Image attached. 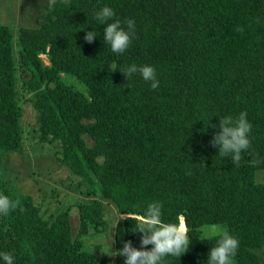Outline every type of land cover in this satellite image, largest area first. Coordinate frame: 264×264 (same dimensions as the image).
I'll return each mask as SVG.
<instances>
[{
  "label": "trees",
  "instance_id": "trees-1",
  "mask_svg": "<svg viewBox=\"0 0 264 264\" xmlns=\"http://www.w3.org/2000/svg\"><path fill=\"white\" fill-rule=\"evenodd\" d=\"M49 3L35 27L14 33L0 24V194L18 202L0 216V253L14 264H99L106 252L86 242L105 238L110 206L135 217L114 227L112 255L125 264L116 252L129 240L141 247L135 230L158 202L162 221H183L191 239L187 253L165 264H207L224 232L240 241L235 264H264V0ZM104 6L116 13L109 22H136L123 54L103 40L95 13ZM133 64L154 66L159 87L139 72L127 80L121 70ZM23 99L36 112V144L55 148L83 197L77 224L73 205L54 212L47 194L36 201L19 193L2 172L5 155L23 148ZM241 112L253 127L236 167L211 141L220 118Z\"/></svg>",
  "mask_w": 264,
  "mask_h": 264
},
{
  "label": "clouds",
  "instance_id": "clouds-1",
  "mask_svg": "<svg viewBox=\"0 0 264 264\" xmlns=\"http://www.w3.org/2000/svg\"><path fill=\"white\" fill-rule=\"evenodd\" d=\"M56 0H50L49 6H53ZM116 15L109 6H104L95 13V19L104 27L103 40L110 44L112 52L123 54L132 44L136 30V22L133 19L125 21L127 28L121 26L120 20L109 22ZM96 35L88 31L84 40L92 43ZM127 80L133 74L139 72L144 81L151 82L153 90L159 87L160 81L154 66L144 65L138 67L133 64L125 70H121ZM252 124L247 119V113L241 112L236 118L227 116L219 119V129L211 141L213 146H219L221 157H230L236 167L240 166L243 159L242 153L251 148L250 133ZM250 165L255 166L259 160L252 159ZM18 207V202L11 200L7 195L0 194V216H7ZM123 219L135 217L125 215ZM143 233L141 247L133 246L131 240L124 244L115 255L125 257V264H165L168 256L180 258L189 251L191 239L189 230L183 221L178 224L164 223L162 221V205L158 202L150 203L140 221V226L135 230ZM148 245H152L149 250ZM240 246V241L224 232L215 246L209 252L207 264H235V257ZM0 259L4 264H14V256L9 252L0 253Z\"/></svg>",
  "mask_w": 264,
  "mask_h": 264
},
{
  "label": "rangeland",
  "instance_id": "rangeland-1",
  "mask_svg": "<svg viewBox=\"0 0 264 264\" xmlns=\"http://www.w3.org/2000/svg\"><path fill=\"white\" fill-rule=\"evenodd\" d=\"M48 2L50 0H0V24L10 26L14 33L21 26L35 27L37 26V16L43 11ZM41 57L45 63L49 62L46 55H41ZM78 86L82 88L80 83H78ZM22 105L24 108L23 148L21 151L5 155L2 172L11 180V186L14 190L19 193L32 195L36 201H42V195L47 194L49 196L48 200L53 199L54 201V203H51L54 212L73 205L72 221L77 224L78 213L75 204L77 201H81L83 197L71 189L68 180L69 169L59 161L54 151L55 148L49 144H36L31 133L36 120V112L25 99L22 100ZM49 204L47 201L45 206ZM107 213L110 218V230L106 231L105 238L99 240L91 238L88 240L89 242H86V245L91 251L106 252L107 257L100 260L99 264H117L112 255L114 252L112 243L115 245L113 232L117 219L125 215L118 216L110 206H108ZM97 245L103 246L97 248V250L96 248L93 249V246ZM99 257L101 258V256Z\"/></svg>",
  "mask_w": 264,
  "mask_h": 264
}]
</instances>
